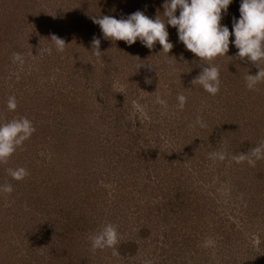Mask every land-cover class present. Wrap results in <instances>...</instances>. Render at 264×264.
Here are the masks:
<instances>
[{"label":"rangeland","instance_id":"1","mask_svg":"<svg viewBox=\"0 0 264 264\" xmlns=\"http://www.w3.org/2000/svg\"><path fill=\"white\" fill-rule=\"evenodd\" d=\"M163 3L0 0V122L27 117L35 128L0 163V186L13 187L0 192V264H264V158L233 160L264 143V83L245 86L258 69L236 57L230 35L227 55L208 62L220 71L213 96L192 83L205 62L175 27L168 56L93 23L137 10L164 20ZM239 6L222 14L230 32ZM218 151L225 159L209 157ZM19 167L29 175L15 180L7 170ZM105 223L117 227L119 255L87 239Z\"/></svg>","mask_w":264,"mask_h":264},{"label":"clouds","instance_id":"2","mask_svg":"<svg viewBox=\"0 0 264 264\" xmlns=\"http://www.w3.org/2000/svg\"><path fill=\"white\" fill-rule=\"evenodd\" d=\"M231 2L232 0H164L162 5L164 20L158 17L149 18L140 10L129 14L127 18L117 19L103 15L92 17V19L93 23L100 26L105 38L113 41L122 40L128 45H132L139 39L149 49H152L158 42L167 55L173 48V44L168 39L169 33L166 25L175 27L178 40L200 61L205 62L201 63V71L192 83L200 85L208 94L214 96L220 91V71L217 66L208 62L218 56L227 55L230 35L234 36L231 43L238 49L236 57L240 60L246 58L258 69L255 75L247 73L245 76L246 88L255 90L258 84L264 83V67L261 66L264 64V0H240L239 18H233L230 32L227 26L221 24V19ZM177 10H179L178 15ZM51 40L57 51L64 50L66 43L62 38L52 35ZM99 46L100 40L94 38L92 49H95L96 55L101 53ZM46 51L50 53L51 49H46ZM12 59L14 62L23 61L20 53H13ZM177 101L178 109L183 110L187 97L182 93L178 94ZM157 103L167 107V101L159 96ZM7 107L10 111H15L17 102L14 96L8 98ZM196 125L206 126L200 116H197L193 124V126ZM34 132L32 121L27 117L0 122V163H7L16 149L22 146L23 142L29 139ZM225 156L226 153L223 151L209 153L211 159L223 160ZM261 158H264V143L251 148L250 152L233 156L236 163L247 161L251 165ZM7 171L15 180H22L29 175L28 170L23 167L9 168ZM12 191L11 184L0 186V192L10 194ZM87 239L93 251L112 248L113 255H119L116 246L120 241V234L114 224L101 225ZM213 243L209 238L205 246H211Z\"/></svg>","mask_w":264,"mask_h":264}]
</instances>
